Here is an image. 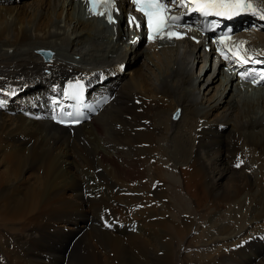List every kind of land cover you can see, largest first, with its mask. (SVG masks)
Listing matches in <instances>:
<instances>
[{
    "label": "bare ground",
    "instance_id": "6f19581e",
    "mask_svg": "<svg viewBox=\"0 0 264 264\" xmlns=\"http://www.w3.org/2000/svg\"><path fill=\"white\" fill-rule=\"evenodd\" d=\"M0 2V110L16 113L0 112V141L11 154L9 173L18 172L0 188V228L12 230L0 237V264H110L91 259L81 236L106 235L114 217L123 226V238H113L117 264H173L182 235L222 204L231 209L209 222L198 259L264 264V90L249 84L255 77L243 85L241 64L217 62L211 38L195 26L181 29L179 39L145 41L126 22L125 0H118L116 25L78 0ZM232 17L240 33L216 48L264 60V21L251 13ZM249 21L260 28L244 32ZM242 41V49L232 47ZM121 50L128 58L116 67ZM142 55L145 73L125 80L124 63ZM199 63L209 66L197 81L202 97L192 73ZM69 83H82L88 101L108 100L84 124L63 128L52 119ZM177 108L179 128L168 119ZM41 168L31 187L21 182V172ZM65 222L73 232L49 229Z\"/></svg>",
    "mask_w": 264,
    "mask_h": 264
},
{
    "label": "rangeland",
    "instance_id": "374dc122",
    "mask_svg": "<svg viewBox=\"0 0 264 264\" xmlns=\"http://www.w3.org/2000/svg\"><path fill=\"white\" fill-rule=\"evenodd\" d=\"M23 1L24 0H10V3L9 4H5V6L9 7V6H13V5H19V4H22ZM261 1L262 0H259V1L255 0L254 1V2L257 3V4L254 3L255 6L257 8H259V9H262ZM258 3H259V5H258ZM1 5H2V2H0V6ZM260 5H261V7H260ZM247 28L248 29L245 30L244 32L249 33V31H255V29L258 30L260 27L257 25L256 22L249 21V26ZM262 29H263L262 31H259L260 33L261 32L264 33V26H263ZM242 31H241V33H244ZM68 33H70V29H69ZM201 37L205 38L202 35H201ZM130 41L131 40H129V42L126 41L124 43L125 44L126 43L131 44ZM124 43L122 45H124ZM126 47L128 49V46H126ZM133 47H131V49ZM144 48H145V46L142 45V48L139 49V50L143 51ZM123 51H124V48H123ZM62 52L65 53L64 51H60L61 54H62ZM127 54H128V52H127ZM127 54L125 55L124 52L122 53V50H121V53L119 52L118 55L121 58H123V59L121 60L119 58H114V60L117 61L116 67H119L120 64H122L123 60L126 63V59L128 58ZM70 57H73V56H70ZM74 58L76 60H80L79 55L75 56ZM145 60H146L145 56L142 55V56L130 59L129 60L130 64L127 67H126V64L124 63V65H125L124 66V70H126L127 75H125L123 78L125 80L128 78L127 80H129L130 78L136 76L138 74V72H141V70H142V72L140 74H144L145 73V69H146V68H144V71H143V67H145V63H144ZM200 66H204L203 63H199V64H197V66L195 65L193 67V70H192L193 72L192 73H193V75L195 77L194 78L195 85H197V87L199 88L200 97H202V93H206V90L204 91V88L200 87V85H198L197 81L201 77H203L204 71L206 70V68H209V66H208V63H206V65L204 66V69L201 72H199ZM124 72L125 71H123V69H122V71L119 72V76H121V73H124ZM211 72H212V70L209 71V73H211ZM132 73L134 74L133 76H132ZM100 74H104V73L100 72ZM114 75L116 76L115 72H114ZM101 77H103V75H101ZM151 79L154 81V77L153 76H151ZM245 83H247V82H245ZM225 87L227 88V86H225ZM212 94H213V92H211L207 96V98H210L212 96ZM3 110H0V112L6 114L7 116H12L15 113V112L14 113L13 112H9L8 110L5 111V109H3ZM177 112H178V108L174 112H172V114L169 115L168 119H169L170 122H172V123L174 122L175 126H177L179 128L180 127V121H181L180 118L182 117V112H181L180 118L177 121H175V120H173V116L175 117V114ZM217 113L218 114L221 113V110H219ZM27 119H30V118L27 116ZM82 124H84V123H82ZM263 125H264V122L261 123V126H263ZM173 126H174V124H173ZM229 129H230V127L227 128V130H229ZM2 143L3 142L0 141V179H2V180H0V188H5V187H8V186L11 185V182L14 181L13 178H15V176L18 175L17 174L18 172L9 173V170L12 169L14 166H13V164H11V161H10V158H9V156L11 155L10 152L7 151L6 149H4ZM24 156H26V154ZM8 161L10 162V165H12V166L9 165ZM95 166H98L97 162L95 163ZM40 170H39V173H31V172H24V171L21 172V174H20V177H21V180H22L21 182L26 183L27 187H29V186L31 187L33 185V182L36 181V179H38L40 177V174L42 173V168ZM6 175H8V176H6ZM4 179H5V181H4ZM30 184H32V185H30ZM71 196L72 195H69V193H68V194H66L65 197L67 199H70ZM230 209H231V206L222 204L221 207L216 208L215 213H217V215L214 218H213L212 214L209 215V214L204 213L205 214V220L202 221V222H198V223L196 222L195 224H193L191 231H189L186 235L185 234L182 235L181 240L178 243H176V245L174 246V251H173L174 254L172 256L173 264H202L201 259H198V257H197L199 253L203 252V249L201 248V245H203L207 241V237L204 238V239H201V238H203V237H201L202 233L203 232L209 233L208 232V229H209V226H210L209 222L211 221V222L216 224L218 222V219H220V217L223 218V216H226L227 213L230 211ZM207 212H209V211H207ZM218 214H220V215H218ZM263 215H264V213H262L261 216H263ZM114 218L115 219H113V220H115L116 223L111 224V226L109 228H104L103 227V230L107 229V230H104L106 232V235L103 234L101 236H98V235L91 236L90 234L85 233V234H83L81 236V239H83V241H84V247L89 252V256H90L91 259H98L99 261H108L110 264H117L119 259L121 258L120 255L116 251V247L118 248V246L116 244V241H115L116 239H113V238L121 236V234H119L117 228L121 229L123 226L121 225V223H117L116 219H118V217H114ZM108 222L110 223V220L107 221L106 223H104L103 225L104 226L107 225ZM74 226L75 225H73L72 222H65V223H62V224L49 223V229L53 233L59 234V235H63L66 232L67 233L73 232V230L75 228ZM12 227L14 229L18 230V234L22 230L21 226L19 224H17V223L13 224ZM11 231L12 230H11L10 226L1 227L0 228V237L1 236H3V237L8 236L11 233ZM132 232L136 234V231H132ZM121 238H123V235L121 236ZM82 251L83 250L80 249V253H82ZM256 261H258V260H256ZM247 262L248 263H246L245 261H242L241 264H252L254 262V260H250V261H247ZM42 264H57V261L54 260V259L47 258V262H44ZM160 264H162V262ZM220 264H228V262L224 261V262H222Z\"/></svg>",
    "mask_w": 264,
    "mask_h": 264
},
{
    "label": "snow or ice",
    "instance_id": "6c2138e0",
    "mask_svg": "<svg viewBox=\"0 0 264 264\" xmlns=\"http://www.w3.org/2000/svg\"><path fill=\"white\" fill-rule=\"evenodd\" d=\"M134 6L133 11L141 13V17L138 19L136 16L129 14L127 23L131 27L135 25L137 29L141 28V22L147 30L149 39H172L173 36L176 38H182V35L177 34L173 31L174 28L185 26L188 31H192L190 25L185 23L181 25L180 21L184 19V13L182 15H174V9L189 7V4H193L192 12H197L203 17L216 16L232 18V16L251 13L253 16H258L261 21H264V9H259L254 6L253 0H129ZM89 5L88 11L94 15H106L109 24H114L116 21L113 17V11L119 13L118 0H86ZM214 23V22H210ZM194 39V37H193ZM244 42H240L238 45H233L234 49H242ZM232 51V55L228 56L222 49L221 55L225 59L236 60L241 65L252 63L264 64V60H253L252 57L246 55H240L238 51ZM248 75H252L257 72L256 69H245ZM260 78L264 79V68L260 69ZM248 75L245 78H248ZM81 85L77 83L73 90L68 95L79 98ZM2 91V89H0ZM3 103L0 102V107ZM71 115V114H69Z\"/></svg>",
    "mask_w": 264,
    "mask_h": 264
},
{
    "label": "water",
    "instance_id": "95a60500",
    "mask_svg": "<svg viewBox=\"0 0 264 264\" xmlns=\"http://www.w3.org/2000/svg\"><path fill=\"white\" fill-rule=\"evenodd\" d=\"M42 54H43V53H42ZM43 56H44L45 58H47V54L44 53Z\"/></svg>",
    "mask_w": 264,
    "mask_h": 264
}]
</instances>
